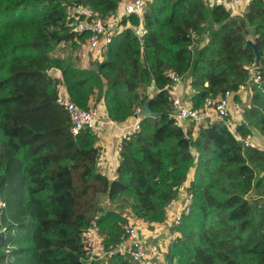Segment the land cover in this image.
<instances>
[{
    "label": "trees",
    "instance_id": "16d2710c",
    "mask_svg": "<svg viewBox=\"0 0 264 264\" xmlns=\"http://www.w3.org/2000/svg\"><path fill=\"white\" fill-rule=\"evenodd\" d=\"M122 1L0 0V200L13 213L2 217L8 233L0 236V264H88L82 234L92 222L105 250L123 240L131 218L164 223L192 169L193 209L174 230L168 264H264V151L246 148L221 121L207 120L197 132L180 126L169 94L171 72L191 78L198 109L226 91L239 103L249 86L238 132L264 135V56L256 63L247 46L252 40L264 53V0H251L241 12L221 0H149L144 38L134 31L141 21L124 18L103 62L84 68L78 54L53 55L61 44L77 53L90 37L72 32L68 8L83 5L107 20ZM193 35L200 38L195 43ZM205 35L209 42L201 47ZM53 68L61 81L48 75ZM61 83L81 109L103 101L115 123L146 104L158 114L142 118L141 130L123 140L112 182L98 169L95 136L72 134L57 103ZM74 172L83 185L101 182L95 198L105 196L130 216L97 207V200L77 214ZM89 264L137 263L114 256Z\"/></svg>",
    "mask_w": 264,
    "mask_h": 264
},
{
    "label": "built area",
    "instance_id": "2783aa9c",
    "mask_svg": "<svg viewBox=\"0 0 264 264\" xmlns=\"http://www.w3.org/2000/svg\"><path fill=\"white\" fill-rule=\"evenodd\" d=\"M148 1L149 0H123L119 5V9L107 20L102 19L94 10L83 5L71 6L68 8L67 19L71 21L70 25L72 27V32L74 34H90L87 42L81 45L79 53L81 62H87V52L89 50L98 52L105 57L115 36L124 30V27L120 25L124 18L136 17L141 21V24L134 28V31L139 39H143L146 35V30L142 23L148 12ZM221 2L233 12H241L249 8L251 4V0H221ZM193 39L195 43L200 38L197 35H193ZM47 73L51 78L60 81L63 79L62 72L59 69L53 68ZM252 76L256 84H260L263 80L262 73L258 69H254ZM170 78L172 80V85L169 89V94L172 98L173 116L179 125L181 122L187 121L195 130H198L201 125L206 124L207 120L215 119L224 122L232 134L241 141L246 148H255L264 151V135L255 136L249 134L245 138H242L239 134V128L243 127L246 121L244 119L237 120L231 112V100L233 99V93L231 91H226L215 100H209L204 108L198 109L194 108L193 103L183 99L179 93L184 77L176 72H171ZM57 103L69 115L72 122L71 132L74 136L79 135L81 132L89 131L98 141L107 125H118V123L113 122L109 118L108 113L103 115L97 105H92L89 109L79 108L71 100L66 87L62 83L59 85ZM139 112L140 109L134 117L135 122L126 128L124 140L133 137L141 130L142 117L139 116ZM255 137L260 139L261 144L254 142ZM100 155L101 153L99 154L98 162L100 160L102 161ZM183 187L180 190L179 197L173 200L166 208V220L163 224L166 225L167 235L165 240L169 245L178 236L174 230L182 224L184 218L188 216L193 209V196L189 193V189ZM177 203H180V206L174 212L172 209ZM5 207L6 203L0 200V233L6 230L2 221V211ZM141 230L142 223L131 222L127 224L125 226L123 240L115 247L105 250L102 246L103 237L96 223L92 222L91 226L82 234V243L90 258L85 262L91 263L93 260L108 259L114 256H125L132 259L137 264H154V258L147 253L146 244L140 237ZM165 264H168L167 260Z\"/></svg>",
    "mask_w": 264,
    "mask_h": 264
},
{
    "label": "crops",
    "instance_id": "0c3cea01",
    "mask_svg": "<svg viewBox=\"0 0 264 264\" xmlns=\"http://www.w3.org/2000/svg\"><path fill=\"white\" fill-rule=\"evenodd\" d=\"M209 42V37L204 36L202 38L201 47L206 45ZM89 56L87 62H81L80 64L84 68H88L93 64H96L98 62H103L104 59H102V54L89 50ZM105 58V57H104ZM180 95L183 99L190 101L193 103V98L196 94L195 90L191 87V78H184L183 83L180 88ZM251 97V89L249 86L244 88L241 92V102L235 103L234 98L231 100V112L236 117L237 120L244 119L245 115L243 109L249 105L250 98ZM91 104H95L99 106V109L103 113H107L106 107L103 101L96 102L94 99ZM209 120H215V119H209ZM135 122V118H131L125 123H118V125L109 124L102 132L101 138L97 141L96 145L98 149L100 150V160L98 162V168L100 172L106 176L110 182L112 180L116 179L117 177V169L120 165V152H121V146L124 140V133L126 128L131 126ZM180 126L182 127H191L190 123L187 121H183L180 123ZM197 132V130H195ZM253 135H261V133L257 130L254 131ZM255 143L261 144V141L259 138L255 137L254 140ZM196 170L192 169L188 176V181L185 183L184 187L189 189L191 187V183L194 180ZM183 187V188H184ZM261 188H264V183L261 184ZM254 196H251L252 198L258 196L256 194V191H253ZM180 206V203H177L176 206L173 207V211L175 212L178 207ZM142 223V230L145 232L147 237L149 238L150 242H153L155 244L159 243L160 241H165L163 245V254L164 256L162 258H155L154 257V264H165L166 262V252L168 249L169 244L166 242V240L162 239V236L167 235L166 225L165 224H148L143 221H140L136 218H131L130 223Z\"/></svg>",
    "mask_w": 264,
    "mask_h": 264
},
{
    "label": "rangeland",
    "instance_id": "374dc122",
    "mask_svg": "<svg viewBox=\"0 0 264 264\" xmlns=\"http://www.w3.org/2000/svg\"><path fill=\"white\" fill-rule=\"evenodd\" d=\"M79 53H80V51H78L77 53L76 52L73 53L72 48H68L65 44H61L57 47V49L55 50L53 55L55 57L67 58L70 56L75 57L77 54L79 55ZM87 54L89 56V52H87ZM102 59H104V55H102ZM196 156H197V154H196ZM21 180H22V178H21ZM74 180L76 182L75 200H76V213L77 214L85 213L87 208L90 207L93 204V202H95L97 200V207L105 208L106 206H110L112 209L120 211L123 215H126L128 217L130 216V214H131L130 209L125 208V207H124V209H119V207L117 205H111L105 196L101 195V196H99V198H97V197L95 198V193L97 192V189L100 188V190H101L103 187V184L101 182L100 183L94 182V184L83 185L81 182V175H79L77 172H74ZM97 186H99V188H97ZM13 187L15 188V185ZM18 188H19V183L17 182L16 190H18ZM94 190H96V191H94ZM13 191L15 192V190H13ZM21 196H22L21 191L20 190H19V192L17 191L15 194L16 201H19ZM250 196H254V193H252ZM6 208H7V204H6V207L4 208L5 210L2 211V217L4 215L5 219H12L13 213L10 210H8V208L7 209ZM143 230H141L140 237L146 244L147 253L153 258L154 257L159 258V259L162 258L164 256L163 245H164L165 241H160L157 244H155L154 241L150 242L149 238L147 237V235L145 234V232ZM7 233H8V230H5V232L0 233V236L2 234H7ZM89 263L90 262H88V264Z\"/></svg>",
    "mask_w": 264,
    "mask_h": 264
},
{
    "label": "water",
    "instance_id": "95a60500",
    "mask_svg": "<svg viewBox=\"0 0 264 264\" xmlns=\"http://www.w3.org/2000/svg\"><path fill=\"white\" fill-rule=\"evenodd\" d=\"M247 46L252 47L254 49L255 55H256V63H259L260 59L264 56V53L258 49V47L255 45V43L252 40H249L247 43ZM157 113H154L148 104L143 106L140 109L139 116L142 118L148 117V116H156ZM162 239H166V236H162Z\"/></svg>",
    "mask_w": 264,
    "mask_h": 264
},
{
    "label": "clouds",
    "instance_id": "9594fccd",
    "mask_svg": "<svg viewBox=\"0 0 264 264\" xmlns=\"http://www.w3.org/2000/svg\"><path fill=\"white\" fill-rule=\"evenodd\" d=\"M135 117V116H134ZM154 224H156V223H154ZM163 224V223H162Z\"/></svg>",
    "mask_w": 264,
    "mask_h": 264
}]
</instances>
